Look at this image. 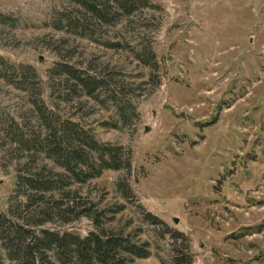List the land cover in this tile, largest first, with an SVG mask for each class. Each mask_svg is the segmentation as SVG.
I'll return each mask as SVG.
<instances>
[{
  "label": "rangeland",
  "instance_id": "obj_1",
  "mask_svg": "<svg viewBox=\"0 0 264 264\" xmlns=\"http://www.w3.org/2000/svg\"><path fill=\"white\" fill-rule=\"evenodd\" d=\"M151 2L156 6L137 14L127 37L152 46L158 70L129 50L68 40L48 27L54 12L82 10L75 0H0V69L5 62L33 64L47 106L58 112L48 76L55 62L103 74L106 106L91 101L65 109L63 103L60 114L82 120L101 142L122 145L131 155L135 199H124L116 186L127 171L106 172L81 194L100 209L125 205L116 215L119 227L141 229L140 238L153 244V256L134 264H170L167 229L190 240L194 264H264V0ZM14 81L0 79L2 209L15 174L2 160L10 146L3 129L13 121L36 123L29 96ZM106 121H118L119 129L103 127ZM140 205L166 226L145 221ZM47 227L81 235L95 230L87 218Z\"/></svg>",
  "mask_w": 264,
  "mask_h": 264
},
{
  "label": "trees",
  "instance_id": "obj_2",
  "mask_svg": "<svg viewBox=\"0 0 264 264\" xmlns=\"http://www.w3.org/2000/svg\"><path fill=\"white\" fill-rule=\"evenodd\" d=\"M75 1L82 10L54 12L48 27L68 35V40L81 38L109 50H129L135 60L158 70L152 46L132 44L127 37V28L140 20H135L137 14L156 6L151 0ZM105 28H110L109 32ZM5 66L0 69V79L16 80V88L30 98L29 110L36 123L25 126L13 121L3 129L10 146L7 159L2 160L15 168V174L7 208L0 207V264H134L151 258L153 244L140 238L141 229L128 232L127 225L119 227L116 215L125 210V205L100 209L81 194L84 186L106 172L127 171L129 176L116 186L124 199H135L129 183L130 153L122 145L101 142L82 120L64 119L60 114L63 103L68 104L65 109L91 101L106 106L108 101L102 96L109 91L103 74L71 62H55L48 76L54 82L51 97L58 112L47 106L45 85L33 64L5 62ZM8 69L13 72L10 77ZM112 99L118 100L115 95ZM123 108L117 109L119 117L124 114ZM102 125L119 129L118 121ZM139 210L145 221L166 226L143 206ZM81 218L89 219L95 230L81 235L47 227L66 226ZM166 233L173 245L170 264H194L190 240L180 231L167 229Z\"/></svg>",
  "mask_w": 264,
  "mask_h": 264
},
{
  "label": "water",
  "instance_id": "obj_3",
  "mask_svg": "<svg viewBox=\"0 0 264 264\" xmlns=\"http://www.w3.org/2000/svg\"><path fill=\"white\" fill-rule=\"evenodd\" d=\"M146 131H149V129H146ZM175 223H178V219H174Z\"/></svg>",
  "mask_w": 264,
  "mask_h": 264
}]
</instances>
